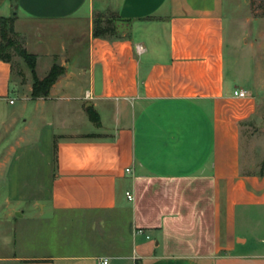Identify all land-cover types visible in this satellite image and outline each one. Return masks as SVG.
Listing matches in <instances>:
<instances>
[{"label":"crops","instance_id":"crops-1","mask_svg":"<svg viewBox=\"0 0 264 264\" xmlns=\"http://www.w3.org/2000/svg\"><path fill=\"white\" fill-rule=\"evenodd\" d=\"M110 14L121 37H96ZM13 15L38 77L66 72L35 98L30 68L23 81L0 60V101L17 93L27 114L0 148V213L21 232H80L84 248L1 244L0 264H264V171L241 158L257 104L227 79L225 0H0Z\"/></svg>","mask_w":264,"mask_h":264},{"label":"rangeland","instance_id":"rangeland-1","mask_svg":"<svg viewBox=\"0 0 264 264\" xmlns=\"http://www.w3.org/2000/svg\"><path fill=\"white\" fill-rule=\"evenodd\" d=\"M237 8L240 11L238 14H234L235 10H238ZM225 9L227 14L225 24L227 79L229 81L236 80L232 85L233 89L241 86L250 89L252 92H249L245 99L252 100L257 104L254 115L241 122L243 140L241 158L248 166L246 170L264 171V0H248V5H246V0H225ZM246 10H250L251 19L249 21L244 18ZM43 62L41 61L40 70L44 69ZM13 63L15 75L20 74V78H22L25 74L21 72L28 67L27 64L16 54L13 57ZM22 79L26 81L25 78ZM10 97L14 99L15 103L0 101V129L3 130L2 124L8 122L11 114L16 113L19 121L6 135L0 148H3L13 138L15 132L19 130L23 118L27 117L26 113H22L23 101L20 95L13 93ZM57 125L58 123L54 127L56 130H58ZM95 131L101 132L97 129ZM2 132V134L5 133V131ZM43 148H48L46 141H43ZM19 165L20 169H25V160ZM8 191L6 181L1 182L0 203L5 200ZM4 213H6L4 210L0 213V245H4L2 247H5V251H9V253L31 254L43 249L54 253H72L84 248H80V242L77 241L80 232H37V225L33 226L34 228L31 227V232H21L19 224H16L18 228L14 229L13 219L4 217Z\"/></svg>","mask_w":264,"mask_h":264},{"label":"trees","instance_id":"trees-1","mask_svg":"<svg viewBox=\"0 0 264 264\" xmlns=\"http://www.w3.org/2000/svg\"><path fill=\"white\" fill-rule=\"evenodd\" d=\"M15 20V15L10 17L0 16V60L13 63L14 55L20 56L33 74V97H47L51 87L65 74V68L61 65L54 64L49 73L43 79H40L36 72L37 56L26 50L24 36L15 30ZM122 21L114 14L106 17L104 15H98L94 21V35L103 38H119L122 34L120 31L122 28L120 23ZM88 111L90 119L97 125H100L101 120L99 114L92 108H89Z\"/></svg>","mask_w":264,"mask_h":264},{"label":"built area","instance_id":"built-area-1","mask_svg":"<svg viewBox=\"0 0 264 264\" xmlns=\"http://www.w3.org/2000/svg\"><path fill=\"white\" fill-rule=\"evenodd\" d=\"M139 48H141V47H139ZM234 96H235V97H238V98H246V97L248 96V91L245 90V89H243V88L236 89V90L234 91ZM13 102H14V101L11 100V103H13ZM128 170H129V169H128ZM127 196H128V198H132V194H131L130 192H127ZM139 232L142 233V232H143V229H140ZM148 237H149V236H148ZM103 263H104V264H107V263H108V260H107V259H104V260H103Z\"/></svg>","mask_w":264,"mask_h":264}]
</instances>
